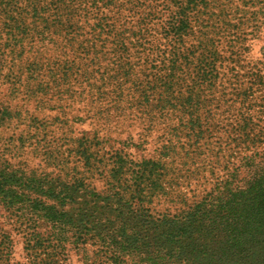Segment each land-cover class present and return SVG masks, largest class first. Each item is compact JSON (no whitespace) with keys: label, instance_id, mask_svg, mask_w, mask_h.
<instances>
[{"label":"rangeland","instance_id":"rangeland-1","mask_svg":"<svg viewBox=\"0 0 264 264\" xmlns=\"http://www.w3.org/2000/svg\"><path fill=\"white\" fill-rule=\"evenodd\" d=\"M63 1L0 11V106L13 110L0 178L24 177L12 203L0 195V264H109L84 223L151 237L149 215L196 202L264 130V0H197L187 14H173L187 0H132L124 14L123 0ZM51 186L74 201L47 198ZM31 205L68 212L73 230L56 234Z\"/></svg>","mask_w":264,"mask_h":264},{"label":"trees","instance_id":"trees-1","mask_svg":"<svg viewBox=\"0 0 264 264\" xmlns=\"http://www.w3.org/2000/svg\"><path fill=\"white\" fill-rule=\"evenodd\" d=\"M49 1L52 2L46 4L64 3L63 0ZM133 1L123 0L112 5L114 14L136 9ZM196 1L187 0V6L178 10L176 8L173 14H187L184 11L191 10L189 4ZM41 3L42 0H0V11L4 14L58 11L57 6L47 8ZM66 7L70 9L68 5ZM8 33L14 36L9 28ZM7 49L14 59L22 54V50H15L13 45L7 46ZM26 70L31 77H38L36 63L30 64ZM12 111L8 105L0 106V125L11 119L9 116ZM247 129L246 132H251L254 128ZM251 137L250 153L245 154L240 164L228 170L226 176L218 179L200 199L174 214H160L156 219L149 215V224L145 228L146 232L153 228L154 234L151 237L144 238L140 234L143 230H129L128 226L102 229L84 223L85 230L81 233V239L99 244L102 258L109 264H121L125 262L124 257L131 253H136L139 263L146 264H264V130L260 129ZM19 179L24 177L8 171L1 175L0 195L8 203L13 202L11 188H16ZM157 181L150 180L152 187L159 186ZM47 191L46 197L59 204L74 201L73 195L57 191L52 186ZM29 207L33 211H41V217L50 221V226L55 228L58 235H62L65 228H74L72 218L66 220L68 212L58 211L53 205H46L44 209L32 205ZM51 252L50 255H55ZM32 263L51 264L44 258H38L37 262L34 260Z\"/></svg>","mask_w":264,"mask_h":264}]
</instances>
